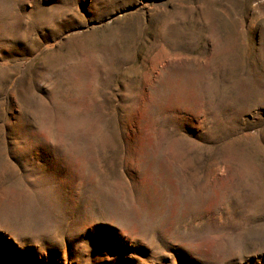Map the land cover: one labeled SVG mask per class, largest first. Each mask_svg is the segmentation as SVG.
<instances>
[{
  "label": "rangeland",
  "instance_id": "374dc122",
  "mask_svg": "<svg viewBox=\"0 0 264 264\" xmlns=\"http://www.w3.org/2000/svg\"><path fill=\"white\" fill-rule=\"evenodd\" d=\"M0 264H264V0H0Z\"/></svg>",
  "mask_w": 264,
  "mask_h": 264
}]
</instances>
